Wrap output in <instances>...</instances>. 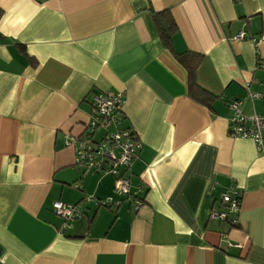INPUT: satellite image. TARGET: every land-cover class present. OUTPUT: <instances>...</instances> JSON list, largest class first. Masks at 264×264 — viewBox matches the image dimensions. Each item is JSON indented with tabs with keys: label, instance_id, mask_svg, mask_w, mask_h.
<instances>
[{
	"label": "crops",
	"instance_id": "0c3cea01",
	"mask_svg": "<svg viewBox=\"0 0 264 264\" xmlns=\"http://www.w3.org/2000/svg\"><path fill=\"white\" fill-rule=\"evenodd\" d=\"M167 8L174 50L202 55L196 79L216 96L211 108L189 97L186 70L150 23V11ZM0 9V264H264V150L227 132V102L263 89L264 41L232 36L264 33V0H0ZM105 91L122 92L142 145L131 167L146 202L137 212L112 176L83 174L64 144ZM240 110L264 118V96ZM230 186L241 193L237 226L209 217ZM57 200L82 202L81 217L67 224Z\"/></svg>",
	"mask_w": 264,
	"mask_h": 264
},
{
	"label": "built area",
	"instance_id": "2783aa9c",
	"mask_svg": "<svg viewBox=\"0 0 264 264\" xmlns=\"http://www.w3.org/2000/svg\"><path fill=\"white\" fill-rule=\"evenodd\" d=\"M249 38L254 45L264 41V33L260 36L246 34L243 30L232 36L234 40ZM264 66V65H263ZM264 96V85L261 92L251 91L246 88V94L241 99H231L227 106L232 114L228 118L227 132L232 138L251 139L258 152L264 150V118L253 111L243 114L240 105L244 100H257ZM125 100L122 92H97L93 94L91 112L85 129L80 135L66 134L64 144L74 151V164L81 169L83 174L98 173L113 177V193L119 198L130 202L132 210L137 212L146 202L139 195L141 184L132 186L131 167L139 156L141 143L129 125H126L124 114ZM241 193L236 186L228 187L221 195V208L211 209L209 217L216 221H227L231 218L237 222L240 209ZM92 200L96 206L117 207L119 200L112 197L98 200L87 196L85 201ZM53 211L69 224L81 217L84 205L78 203H64L54 201Z\"/></svg>",
	"mask_w": 264,
	"mask_h": 264
},
{
	"label": "trees",
	"instance_id": "16d2710c",
	"mask_svg": "<svg viewBox=\"0 0 264 264\" xmlns=\"http://www.w3.org/2000/svg\"><path fill=\"white\" fill-rule=\"evenodd\" d=\"M1 15L2 10L0 9V17ZM150 23L162 40L164 47L173 54L186 70L187 93L189 97L211 108L216 96L202 88L196 79V70L202 60V55L193 51L176 52L173 48V36L176 34L178 27L171 11L168 8L157 12L150 11ZM20 47L24 51V46L21 45ZM29 60L33 65L35 64L34 59L29 58ZM227 223L232 226H237L238 224L233 223L231 218H228Z\"/></svg>",
	"mask_w": 264,
	"mask_h": 264
},
{
	"label": "rangeland",
	"instance_id": "374dc122",
	"mask_svg": "<svg viewBox=\"0 0 264 264\" xmlns=\"http://www.w3.org/2000/svg\"><path fill=\"white\" fill-rule=\"evenodd\" d=\"M135 184V182L133 181V179H132V185H134ZM125 203H127V201H124Z\"/></svg>",
	"mask_w": 264,
	"mask_h": 264
}]
</instances>
